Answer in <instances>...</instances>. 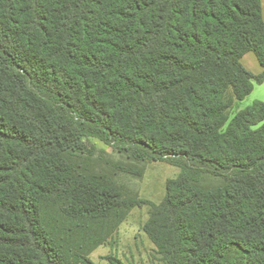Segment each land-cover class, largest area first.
Segmentation results:
<instances>
[{
  "label": "trees",
  "instance_id": "obj_1",
  "mask_svg": "<svg viewBox=\"0 0 264 264\" xmlns=\"http://www.w3.org/2000/svg\"><path fill=\"white\" fill-rule=\"evenodd\" d=\"M249 52L262 0H0V264H95L139 204L91 138L180 168L144 225L166 264H264V103L229 116Z\"/></svg>",
  "mask_w": 264,
  "mask_h": 264
},
{
  "label": "rangeland",
  "instance_id": "obj_2",
  "mask_svg": "<svg viewBox=\"0 0 264 264\" xmlns=\"http://www.w3.org/2000/svg\"><path fill=\"white\" fill-rule=\"evenodd\" d=\"M247 55L258 67L255 54L250 52ZM247 62L248 60H245L250 67ZM249 70L254 72L252 69ZM257 93L256 90L239 105H234L229 110L230 119L240 108L249 107L256 101L262 100ZM88 144L94 152V160L99 168L106 171L114 169L107 164L108 161L113 160L139 166L142 170V176L115 171L118 184L125 188L130 197L137 198L139 204L129 210L124 220L115 226L114 231L103 244L88 253V258L95 264H110V257L118 258L124 264H166L144 232V225L149 219L151 204H159L164 199L168 180L176 178L180 168L165 160L138 162L125 152L115 151L97 138H91Z\"/></svg>",
  "mask_w": 264,
  "mask_h": 264
},
{
  "label": "crops",
  "instance_id": "obj_3",
  "mask_svg": "<svg viewBox=\"0 0 264 264\" xmlns=\"http://www.w3.org/2000/svg\"><path fill=\"white\" fill-rule=\"evenodd\" d=\"M262 14H263V20H264V0H262ZM250 53V52H249ZM252 53H254V52H252ZM248 54V53H247ZM245 55V56H243V58L241 59V62H242V64H243V66L247 69V70H249V69H252L254 72H252V71H250V72H252L253 74H255V75H259V74H261L263 71H264V68L261 66V64H260V62H259V60H258V58H257V56H256V54H255V56H256V59H257V62H258V67L254 64V62H253V59H250V57L248 56V55ZM245 60H248V62H249V64L248 65H250V67H252V68H250L249 66H247V64L245 63ZM247 62V63H248ZM261 67H260V66ZM258 91V95H259V97H262L261 99L262 100H260L261 102H263L264 103V82L262 83V84H257V83H254V89H253V92H255V91ZM252 92V93H253ZM251 93V94H252ZM250 94V95H251ZM249 95V96H250ZM248 97V96H247ZM246 97V98H247ZM245 98V99H246ZM241 109V108H240ZM244 109V108H243Z\"/></svg>",
  "mask_w": 264,
  "mask_h": 264
}]
</instances>
